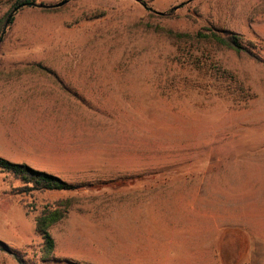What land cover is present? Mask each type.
I'll return each instance as SVG.
<instances>
[{"label": "rangeland", "instance_id": "rangeland-1", "mask_svg": "<svg viewBox=\"0 0 264 264\" xmlns=\"http://www.w3.org/2000/svg\"><path fill=\"white\" fill-rule=\"evenodd\" d=\"M62 1L4 27L0 156L81 188L15 195L0 173L12 245L32 257L41 242L24 206L73 198L47 264H264V0L41 7ZM206 27L262 61L167 33Z\"/></svg>", "mask_w": 264, "mask_h": 264}, {"label": "trees", "instance_id": "trees-1", "mask_svg": "<svg viewBox=\"0 0 264 264\" xmlns=\"http://www.w3.org/2000/svg\"><path fill=\"white\" fill-rule=\"evenodd\" d=\"M141 4L148 10L149 3L146 0H139ZM36 0H17L7 15L0 20V39L5 36L4 27L10 14L18 7H34ZM46 11H54L56 7H44ZM164 16L163 14H159ZM14 18L11 19L13 23ZM167 33L171 37H176L181 41H197L207 42L216 45L220 48H225L239 55H247L251 59L261 62V58L247 49L244 45V36L231 31H221L216 28H203L194 32L176 31L168 29ZM0 173L4 174L11 183L18 182L19 186L13 188L15 195H34L43 193H65L74 192L81 187L74 185L57 175L46 171L38 170L26 163L12 162L0 156ZM73 198H59L53 201L52 204L44 206L42 210L35 208L29 209V206H24L26 214L33 216L35 223V232L41 239L36 251L31 257L28 252H22L11 248L7 243L0 240V250L10 251L17 259L19 264H47L52 261L56 250V241L52 234V229L67 219L70 210L73 206Z\"/></svg>", "mask_w": 264, "mask_h": 264}, {"label": "crops", "instance_id": "crops-1", "mask_svg": "<svg viewBox=\"0 0 264 264\" xmlns=\"http://www.w3.org/2000/svg\"><path fill=\"white\" fill-rule=\"evenodd\" d=\"M26 216L30 217L27 214H26ZM32 221H33V219H32ZM33 223H34V221H33ZM14 226H15L14 221L5 220V222L4 221L0 222V240L7 243L9 246L13 247L14 249L19 250L12 245V240L16 241L18 243H21L18 241L19 239L15 236V234L13 232ZM34 228H35V223H34ZM22 245H24V244H22ZM22 245L20 244V246H22ZM0 264H19V262L17 261L16 258H14L13 255L6 256V255H2L0 253Z\"/></svg>", "mask_w": 264, "mask_h": 264}, {"label": "water", "instance_id": "water-1", "mask_svg": "<svg viewBox=\"0 0 264 264\" xmlns=\"http://www.w3.org/2000/svg\"><path fill=\"white\" fill-rule=\"evenodd\" d=\"M191 1H193V0H191ZM69 2H70V0H63L62 2H60V3L56 4V5H50V6H46V5H44V7H53V8L56 7V8H60V7L65 6V5L68 4ZM18 9H19V7L16 8V9L10 14V16H9L7 22H6L5 27H7L8 23H10V21H11V19L13 18L15 12H16ZM158 14H162V13L158 12ZM7 252H8L9 254H12L10 251H7Z\"/></svg>", "mask_w": 264, "mask_h": 264}]
</instances>
